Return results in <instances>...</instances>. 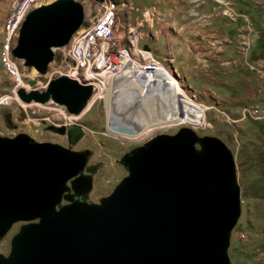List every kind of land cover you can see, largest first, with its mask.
Wrapping results in <instances>:
<instances>
[{
	"label": "water",
	"instance_id": "1",
	"mask_svg": "<svg viewBox=\"0 0 264 264\" xmlns=\"http://www.w3.org/2000/svg\"><path fill=\"white\" fill-rule=\"evenodd\" d=\"M82 20L73 0L32 9L11 56L44 72L58 58L52 49L65 46ZM15 95L22 104L52 103L77 116L92 89L60 76L42 90L19 88ZM107 128L126 136L137 131L120 120ZM88 157L86 150L38 143L23 133L0 136V238L21 224L0 264H229L240 200L233 156L221 140L188 127L155 135L122 156L126 176L98 203L82 201L91 185L80 184L81 172L96 171L86 167ZM77 189L73 201L68 193Z\"/></svg>",
	"mask_w": 264,
	"mask_h": 264
},
{
	"label": "rangeland",
	"instance_id": "2",
	"mask_svg": "<svg viewBox=\"0 0 264 264\" xmlns=\"http://www.w3.org/2000/svg\"><path fill=\"white\" fill-rule=\"evenodd\" d=\"M17 1L18 0H0V57L2 53L1 30L10 18V11H12ZM49 1L51 2L53 0H46L44 2ZM73 1L78 3L84 12L89 8L94 9L93 0ZM204 1L205 0H111V3L115 4L120 11L121 26L124 30L128 28V24L131 27H136V23L141 20L142 12H155V15L152 16V27L149 23L148 26L146 22L141 26L140 31L142 38L140 39L139 45L148 47L156 57L161 55V60H165L164 57H166L167 60H165V63L161 61V66L169 71L170 74L173 73L174 75H178L177 79L179 85L195 103L203 104L200 102V97L195 98V92L190 88L195 87L200 89L201 82L191 78L188 74L186 84L185 79L182 78L177 71L174 73L172 67L177 70V62H180V60L177 56H175L174 59V57H172L173 55L169 53L168 50L165 51L171 43L175 42V47L178 46L182 49L191 48L190 50L196 52L197 56L203 53L204 57L207 58L209 64L208 72L212 78L217 80L226 78L232 83L237 81L240 89L243 87L252 90L255 89L259 91L256 92V94L259 95V93L262 92L260 86H264L263 74L261 75L260 71L262 70L259 66H257V68L254 66V57L250 55L256 50V52H260L258 59L264 62V9L261 5H258L263 0H226L227 2L234 3V11L238 16L232 22L228 18L231 17V12H225V18L215 19V21L218 20V24H221L222 21L228 23L226 30H228L229 34V45L233 46L234 51L239 52L237 56L238 61L235 58L236 63H230V66L225 70L221 68L222 53L220 44L211 39L210 36L203 35L200 32V24L206 25L207 17L212 13V8H214V6L210 4V6L205 9L192 8L193 5ZM131 6L139 10L137 15L131 12ZM30 7L26 15L33 9V4ZM193 9L194 11H192ZM209 21L213 22L212 20ZM247 25L249 27L248 30L246 28ZM149 27H151V29ZM192 27H196L194 34L191 33V31H193ZM124 30L122 31L124 32ZM255 33L257 34V38L254 39ZM155 36H160L157 42L153 39ZM154 43L156 44L154 45ZM163 43L165 44L164 46ZM152 47L156 49L157 52H154ZM65 49L66 45L53 49V54L59 56L61 59ZM20 63L21 62L16 61L23 83H25L27 79H31L34 81L31 88L39 87L38 90H42L41 87L49 80L53 70L63 66V63L59 62L57 64L56 61L52 60L47 65L44 72L38 73L33 69L28 71V69L23 67L22 63ZM182 63L181 67L185 66V63ZM140 64L144 67V71L141 73H144L145 65L142 63ZM162 71L163 70L159 67L160 75H162ZM187 85H189L190 88L187 87ZM11 87L12 79L4 66L0 65V97L7 94ZM116 97V100L128 103V97ZM259 98H261V100L255 102V104L261 102L260 104H262L264 108V98ZM250 104L252 103H246V105ZM205 106L209 107L208 105ZM160 108L162 112H166V103L163 108L162 106H160ZM160 108L158 109L160 110ZM58 110L59 108L51 103L44 107L31 105V111H35L38 117L48 119V121L43 120L39 122V126L35 130L32 127H27L22 124V120L20 119L21 109L17 104L10 103L9 105H0V136L13 137L16 134L23 133L36 142L58 144L76 152L83 150L88 151L89 157L86 162V167L96 168V171L90 176L91 187L90 192L87 194L88 203H98L99 198L107 196L112 191L113 187L126 176V171L120 164L122 156L155 135L173 134L180 127H189L194 129L197 136H211L221 140L233 156L240 200V214L230 232L227 248L229 264H264V120L253 122L250 119H246L237 124L229 123L232 124L236 130L234 132L231 126L224 122L223 117L214 111L215 108L212 110L207 108L209 112L205 114L206 127L204 129L180 125L152 132L138 142H129L108 135V130L106 128V121L108 120L107 106L103 98L98 99L90 110L79 116V118H69L71 122L69 126H56L63 122L57 114ZM122 114H124V116L126 115L129 119L132 118L128 113ZM226 114L231 120H235V117L228 113L227 110ZM7 118H11L13 127H11V125H6ZM236 125L239 128H235ZM70 127L78 128L79 136H81L79 137L80 139L71 145L67 144L64 137L59 136L56 130ZM63 204H65V202L61 201V205ZM20 225V223L13 224L7 233L0 238L1 256L7 255L10 239L17 232Z\"/></svg>",
	"mask_w": 264,
	"mask_h": 264
},
{
	"label": "bare ground",
	"instance_id": "3",
	"mask_svg": "<svg viewBox=\"0 0 264 264\" xmlns=\"http://www.w3.org/2000/svg\"><path fill=\"white\" fill-rule=\"evenodd\" d=\"M34 1L36 0H18L12 11H10V16L14 17H10L8 21L5 20L7 22L1 30L2 53L0 58H8L9 39L7 38L15 36L24 16H26L28 9L31 8L30 6H32ZM22 4H25V10H21ZM104 5L108 6L107 18L109 20L103 33L95 34L91 38V45L103 46L107 44V47H114L115 49H109L107 51V60H115L118 57H123L128 62H136V45L130 40V31H136L138 25H142L144 22L148 25L151 18L153 19L152 16L155 15V12H142L141 20L139 19L140 21L136 23L137 26L131 27L128 24V28L124 30L121 26L120 11L116 5L111 3V0H104ZM149 28L151 29V27ZM3 66L8 71L13 85V70L7 65ZM143 68L140 63L134 64V72L141 73L144 71ZM160 68L163 70V76L159 74L160 79H158L159 77L157 78L156 85L154 82L150 83V80L148 81L145 78H137L129 84L121 79L113 80L104 89L100 88L97 93H93L79 115H68V118H79V116L89 111L98 99L103 98L107 106L108 120L106 121V128L108 123L115 120L132 123L137 128L136 133L132 136L121 135L107 128L108 135L119 140L138 142L152 132L180 125L201 128V125L203 126L206 123L205 110L208 111L207 106L197 104L189 98L185 90L179 85L178 75L170 74L162 66ZM83 69H91V61L89 58H81V66H76V73H83ZM101 69H109V62H101ZM172 70L176 73L174 67H172ZM106 78H111V70H102L101 73H96L95 79L85 80L84 85H89L91 89H94L95 81H105ZM74 79L77 82V78ZM116 96H121L122 98L128 97V103L116 100ZM165 103L167 110H165L166 112H162L160 106L163 108ZM9 104L10 101H2V105ZM31 112L36 114L35 111ZM122 113H128L132 118L129 119ZM190 129L194 131V129Z\"/></svg>",
	"mask_w": 264,
	"mask_h": 264
},
{
	"label": "built area",
	"instance_id": "4",
	"mask_svg": "<svg viewBox=\"0 0 264 264\" xmlns=\"http://www.w3.org/2000/svg\"><path fill=\"white\" fill-rule=\"evenodd\" d=\"M43 2L44 0L34 1L33 8L37 7ZM93 4L94 9L89 8L83 13V20L80 26L73 32L66 44V49L60 59V63H63V66H60L57 69L53 70L49 78H56L60 76L77 78V82L79 84H84L85 80L87 79H95L96 73H101L102 70H111V78H106L105 81H95V87L94 89H92V95L94 92H97L98 89H104L111 81L117 79H121L129 84L135 81L137 78H145L148 81L150 80V83L154 82V84L156 85L158 81L157 78L159 77L158 79H160L159 67L161 66V59L154 56L152 51L149 50L148 47L139 45L141 37L140 29L142 25H138L136 31H130V40L136 45V62H128L124 60L123 57H118L115 60H107V51L109 49H115L114 47H107V44H104L103 46L91 45V38L95 34L103 33L105 26L107 25L109 20L107 18L108 6L104 5V0L100 3L93 2ZM21 10H25V4H22ZM131 12L137 15L139 13V10L131 6ZM237 16L238 14H236L235 12H231V17L228 18L233 21ZM10 17L13 18L14 16ZM149 24H151L152 27V18ZM246 28L247 30L249 29L248 25ZM17 36L18 31L16 32L15 36H10L7 38L9 39L8 58H0V65H7L13 70V85L7 94L0 97V105H2V101H10V103L17 104L18 107L22 110L25 117V120L22 121V124L27 127H32L36 130L39 126V122L43 120L48 121V119L41 118L38 117L37 114H33L31 112V105L22 104L21 102H19L15 95V91L19 88L23 89L25 92L32 89L28 84L29 80L31 79H27L25 83H23L21 79V74L19 73L16 65V61H21L13 58L10 53L15 46ZM81 58L90 59L91 69H83V73H76V66H81ZM101 62H109V69H101ZM135 63L144 64L145 72H134ZM43 87L41 88L43 89ZM34 89L38 90L39 87H36ZM46 105L47 104L40 106ZM57 107L59 108L57 114L63 120V122L56 126L60 127L71 124L64 109L59 106ZM214 111L223 117L225 123L235 124L236 122H240L246 118L251 120H260L264 118V108L260 103L253 106L241 108L239 111V118L237 120H231L226 113L217 109H215ZM208 112L209 111L205 110V114ZM205 127V124L203 126L201 125V129H204Z\"/></svg>",
	"mask_w": 264,
	"mask_h": 264
},
{
	"label": "crops",
	"instance_id": "5",
	"mask_svg": "<svg viewBox=\"0 0 264 264\" xmlns=\"http://www.w3.org/2000/svg\"><path fill=\"white\" fill-rule=\"evenodd\" d=\"M210 4L214 6V8H212L213 11L207 17L206 25L200 24L201 25L200 32L203 35L210 36L211 39L215 40L216 42L220 44L221 53H222L221 68L222 70H225L226 68L230 66V63H236L235 58L238 61L237 56L239 52L234 51L233 46L229 45L230 44L229 34H228V30H226L228 23L225 21H222L221 24H218V20L215 21V19H222L225 16L224 15L225 12H235L234 3L227 2L226 0H205L204 2H200V3L193 5L192 8L195 7L198 9H205L206 7L208 8ZM258 5H261L262 8L264 9V0ZM192 11H194V9ZM209 20H212L213 22H210ZM195 29L196 27H192L193 31H191V33L194 34ZM159 37L160 36H155L153 37V39L156 40L157 42ZM255 38H257L256 33L254 34V39ZM174 43H171V45H169L165 49V51L168 50V52L173 55L171 56L174 57V59H175V56H177V58L180 60V62H177V70L176 69L175 70L179 73V75H181L182 78L185 79V83H186L188 74L191 78L196 79L199 82H201L200 89H197L195 87L190 88L189 85H187V87H189L191 90L195 92V97H200L201 103L209 106L207 107L209 108V110H212L215 108L224 113H226V110H227L228 113L234 116L235 117L234 119L236 120L239 118V110L241 108L255 105V102H258L259 100H261V98L259 97L264 98V86H260V89L262 90V92L259 93V95H257L256 92H259V91H256L255 89L252 90L246 87H243L240 89L238 87L237 81L232 83L226 78L222 80L214 79L211 77V75L208 72L209 64H208L207 58L204 57L203 53H200V56H197L196 52H194L193 50H190L191 48L182 49L178 46L175 47ZM155 44L156 43H154V45ZM164 45L165 44L163 43V46ZM154 51H156V49H154ZM250 56L254 57V60H255L253 62L254 66L256 68L257 66H259V68L262 70L260 71V73L261 75L263 74V81H264V68H263L264 62L258 59L260 56V52H256L255 50V52L251 54ZM158 58H161V55H159ZM164 59L167 60L166 57H164ZM165 60H161V61L165 63ZM182 62L185 63V66L183 67H181ZM248 102H251L252 104L246 105V103ZM245 120H242V121H245ZM262 120L264 119H261L258 121H262ZM227 125L231 126L234 132L236 131L234 127L232 126V124H227ZM235 128H239V127L236 125Z\"/></svg>",
	"mask_w": 264,
	"mask_h": 264
},
{
	"label": "flooded vegetation",
	"instance_id": "6",
	"mask_svg": "<svg viewBox=\"0 0 264 264\" xmlns=\"http://www.w3.org/2000/svg\"><path fill=\"white\" fill-rule=\"evenodd\" d=\"M53 61H56V63L58 64L61 60H60V57L58 56V58L54 59ZM27 69H28V71H31L30 68H27ZM49 80H51V79L49 78ZM6 122H7L6 125H8V126L11 125V127H13L11 118L10 119L7 118ZM63 131H64V133L63 134H59V136L64 137L66 143L69 144V145L74 144L78 140V138L80 137L79 136L80 134L78 132V128L70 127V128H67V129H63ZM2 137H4V136H2ZM7 138H11V137H7ZM81 175H83L85 177H84V179L82 180V182L80 184L83 185L85 181L89 180V184L91 185V177L88 176V173L85 171V169L81 172ZM80 192L81 191L77 189L75 192L69 191L68 194L72 196L73 201H78L79 200V196H80L79 195ZM82 201L88 203L87 202V198L83 199ZM64 202H65V204L67 203L66 201H64Z\"/></svg>",
	"mask_w": 264,
	"mask_h": 264
},
{
	"label": "clouds",
	"instance_id": "7",
	"mask_svg": "<svg viewBox=\"0 0 264 264\" xmlns=\"http://www.w3.org/2000/svg\"><path fill=\"white\" fill-rule=\"evenodd\" d=\"M94 2V1H93ZM44 4H47L46 2H43L42 4H40V5H44ZM40 5H38V6H40ZM37 6V7H38ZM37 7H35V8H37ZM34 9V8H33ZM83 13H84V10H83ZM225 15V14H224ZM53 51V50H52ZM30 81V80H29ZM34 89V88H33ZM193 91V90H192ZM92 96V95H91ZM196 98V97H195ZM20 102V101H19ZM49 104V103H48ZM52 104V103H51ZM258 104V103H257ZM29 105H35V104H29ZM38 105V104H37ZM45 105V104H44ZM54 105V104H53ZM256 105V104H255ZM57 106V105H56ZM60 107V106H59ZM64 109V108H63ZM22 111V110H21ZM65 111V110H64ZM66 112V111H65ZM23 113V112H22ZM67 114V113H66ZM24 115V114H23ZM68 115V114H67ZM246 119H248V118H246ZM264 119V118H263ZM23 120H25V117H24V119ZM22 120V121H23ZM237 120V119H236ZM245 120V119H244ZM251 120V119H250ZM261 120V119H260ZM252 121H258V120H252ZM239 122V121H238ZM238 122H236V123H238ZM226 124H229V123H226ZM70 125V124H69ZM69 125H67V126H69ZM76 126V125H75ZM60 127H64V126H60ZM181 128V127H180ZM36 142V141H35ZM38 143H42V142H38Z\"/></svg>",
	"mask_w": 264,
	"mask_h": 264
}]
</instances>
